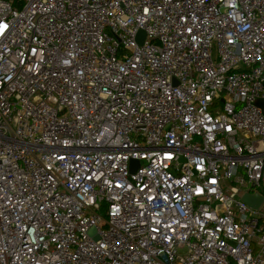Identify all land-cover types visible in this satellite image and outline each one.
<instances>
[{"label": "built area", "instance_id": "2783aa9c", "mask_svg": "<svg viewBox=\"0 0 264 264\" xmlns=\"http://www.w3.org/2000/svg\"><path fill=\"white\" fill-rule=\"evenodd\" d=\"M258 100L264 0H0V264H264Z\"/></svg>", "mask_w": 264, "mask_h": 264}, {"label": "water", "instance_id": "95a60500", "mask_svg": "<svg viewBox=\"0 0 264 264\" xmlns=\"http://www.w3.org/2000/svg\"><path fill=\"white\" fill-rule=\"evenodd\" d=\"M144 33L142 31L137 32L138 42L141 43ZM257 106L262 107V112L264 113V100H258L256 103ZM241 200L248 206L256 209L262 202V197L259 193L244 194L241 197Z\"/></svg>", "mask_w": 264, "mask_h": 264}]
</instances>
